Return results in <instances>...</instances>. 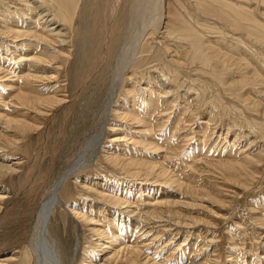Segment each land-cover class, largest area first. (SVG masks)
I'll return each mask as SVG.
<instances>
[{"label":"rangeland","instance_id":"obj_1","mask_svg":"<svg viewBox=\"0 0 264 264\" xmlns=\"http://www.w3.org/2000/svg\"><path fill=\"white\" fill-rule=\"evenodd\" d=\"M39 1L44 2L0 0V146H3L0 161L5 160L16 167L15 171L8 172L9 175L0 173V211L16 189L14 186L29 184L47 163L49 156L40 144V130L62 104L70 101L81 63L79 40L83 32H91L88 31L91 26L102 30L106 24L103 16L109 7L107 0L95 1L93 9L86 6L89 0H81L77 9L82 8L76 9L74 21L62 23L64 21L59 17L54 18L56 7L51 1H45L50 6L40 5ZM182 1L168 0L165 27L160 34L148 37L150 44L146 43L149 44L148 51L141 57L140 68L130 71L135 75L129 73L121 85L113 106L116 110L113 109L115 111L108 119L99 160L93 168L80 171L68 181V186L74 187L73 191L70 190L72 186L66 188L68 191L62 189V200L90 218L77 219L67 213V217H59L61 222L54 221L57 227L52 226L50 230H54L58 239H63L59 242L63 244L64 252L68 241L71 247L77 245L76 250L68 249L69 252L64 253L65 264H129L132 259L137 260L134 264H264V39L258 32H264V2L244 0L245 7L242 0H232L239 5H235L236 8L243 6L254 10L255 21H259L257 25L247 24L236 16L243 26L238 23L240 26L234 27L232 19L204 13L194 7L196 1ZM179 3L180 6H176ZM120 4L126 6L125 1ZM122 8H117L120 14L113 13L111 17L113 27L109 25L112 34L108 38L112 41L119 37L118 44L125 34L120 20L126 7ZM185 8H189L188 11ZM19 9L22 10L20 13ZM176 10L182 12L181 15ZM174 14L181 19L187 18V26L196 29V36L201 37L211 64L202 62L203 59L199 62L190 59L192 42L199 44V41L195 35L179 30L181 24L186 23L178 22L179 18ZM9 19L13 21L9 22ZM34 19L40 24L34 23ZM171 28L176 31L169 35L167 30ZM26 29L29 34L24 31ZM38 30H42L40 35ZM179 33L186 34V39ZM41 35L44 41H41ZM34 37L36 39L32 41ZM28 40L30 45H27ZM131 40H134L132 29H128L127 44ZM33 42H37V49ZM44 49L57 50L58 54L55 58L46 57ZM168 75L177 76L178 80L173 79L175 83L172 78L168 81ZM109 84V78L105 79L88 110L85 106L75 110L76 118L81 116L72 123L73 136L87 130L89 134L98 132L102 101ZM24 94L34 96L33 100L42 96L60 102L40 103L36 105L37 109L27 108L18 99ZM151 97L154 102L149 108ZM15 117L27 121L28 128L24 132L12 129L9 136L4 133L6 124L3 121ZM54 127L49 129L52 140L59 134L56 132L58 127ZM94 138L86 142L83 153L88 152L87 147L93 144ZM111 155L156 168L152 175L150 171L147 174L142 170L140 174H143L133 176L121 163H113ZM230 165H235L236 169ZM113 197L122 198L128 202V207L115 205L111 201ZM114 225H121L120 234H115L118 228ZM126 225L131 229L127 230ZM11 239L12 235L5 238L2 235L0 245H9L6 243ZM120 245L122 249L137 248L139 255L127 259L125 253H118ZM23 249L18 244L4 247L0 250V264H24L20 259Z\"/></svg>","mask_w":264,"mask_h":264},{"label":"bare ground","instance_id":"obj_2","mask_svg":"<svg viewBox=\"0 0 264 264\" xmlns=\"http://www.w3.org/2000/svg\"><path fill=\"white\" fill-rule=\"evenodd\" d=\"M32 0H29V2ZM48 0H44L43 3H46ZM51 1L53 4V6H55V13H54V18L55 17H59V20H62L64 22L62 23H71L73 18H74V14L76 13V9L78 7V5L80 4L79 2H81V0H49ZM84 1V0H83ZM82 1V2H83ZM87 1V0H86ZM97 1V0H89V4L86 6L91 7L92 9L93 7V3ZM103 1V0H101ZM121 1H125L126 2V6L121 5L120 3ZM176 1V0H174ZM184 1V0H183ZM182 1V2H183ZM192 1H196L194 3V7H197L200 11H203L204 13H208V14H212L217 18L218 17H222V18H230L232 19V21H234V24L236 23V25H234L232 23V25L234 27L237 26V24L239 23L236 18V16H238L239 18L243 19L244 21H246V23L250 22V23H255L257 25V23L259 21H255L256 19L254 18V15L252 13V11L247 10L246 8H244L243 6H245L244 4V0H242L243 2V6L241 7V9L236 8L235 7V2L232 0H192ZM259 3L260 2H264V0H256ZM35 2V1H34ZM81 2V4H82ZM85 2V1H84ZM108 2V10L106 11L105 16H103L104 21L106 22V24L104 25V29L102 28L99 30L93 29L92 26L88 29V31H91L89 34H86L83 32V36L80 38L79 40V45H78V51L80 52L79 54L81 55V63L79 65V68L77 69L76 72V88L75 91L72 94V97L70 98V101L68 100V102L62 104L59 107V110L57 113H55L50 119L49 121H47L48 123L45 124V126H43V128L40 130V144L44 146V148L46 149L45 152H48V156L49 159L47 160V163L45 165H43L42 169L34 176V178H32L33 180L26 185H21V186H14L16 189H14L12 191V194H10V196L8 197V201L6 202V205L4 207L3 210L0 211V241L2 240V235L3 237H8L10 235H12V239L10 242L6 243V244H18V246H22L24 249L22 250V257H20L21 262H23L24 264H65V257H64V253L69 252L68 249H72V251L75 249L76 250V246H69V241L66 244L65 243V251L64 252V246H62L63 244H61L59 242L60 239H62L61 237L58 239V237L56 235L53 234V232H51V228H53L54 226L57 227V223L56 225L54 224V221H59V217L61 216L62 218H64L65 216L67 217V213L72 214L73 216H75V218L77 217V219H86L89 220L90 218H88L86 215H84L82 212L77 211L74 207H69L65 202L62 200V197L60 195H62V189L63 190H67L66 188L71 187L72 185L68 186V181L71 180L72 177H74L77 173H79L82 170H88L93 168V166L96 164L97 160H99V156L101 154L102 150V145H103V141L106 137V127L108 126V119L111 116V113L113 111L116 110V108H113L115 101L118 100L117 96L120 92V88L121 85L124 84V80L127 77V75L129 76L130 71L134 72L137 70V68L139 67L141 61H142V56H144L143 54H145L148 51V45L150 44L147 40L148 37L159 33L162 31V29L165 27L166 24V20L168 19V13H169V7H168V0H107ZM181 2V1H180ZM189 2V0H188ZM240 2V3H242ZM28 3V2H27ZM40 3V1H39ZM43 3L40 5H43ZM48 3V2H47ZM44 4V6H50L49 4ZM50 3V2H49ZM101 5V2H99ZM178 3V2H177ZM238 3V2H237ZM95 4V3H94ZM105 4V3H104ZM104 4H103V8H104ZM120 4L121 8L122 6L125 8L124 9V15L123 18L120 20L122 22H120V26L121 29H124V37H122V40L119 42L118 44V38H113L112 41L109 40V36L112 34L111 30H110V22H111V17L113 16V13H118V10L120 8V6H118ZM125 4V3H124ZM183 6V3H181ZM186 4V3H185ZM38 5V4H37ZM192 5V4H191ZM196 5V6H195ZM218 5V6H216ZM32 6V4H31ZM85 6V7H86ZM176 6H180L176 5ZM186 6V5H185ZM188 6V5H187ZM237 6V5H236ZM239 6V5H238ZM237 6V7H238ZM27 7V5H26ZM30 7V6H29ZM34 7V6H33ZM81 7V6H80ZM184 7V6H183ZM182 7V8H183ZM246 7V6H245ZM42 8V7H41ZM44 8V7H43ZM47 8V7H46ZM51 8H53L51 6ZM50 8V9H51ZM82 8V7H81ZM81 8L77 9V10H81ZM84 8V6H83ZM101 8V7H100ZM106 8V7H105ZM119 8V9H117ZM177 8V7H176ZM181 8V7H180ZM219 10H218V9ZM23 9V8H22ZM29 9V8H28ZM87 9V8H86ZM98 9V8H97ZM123 9V8H122ZM179 9V8H178ZM189 9V8H185ZM195 9V8H194ZM196 9V10H198ZM225 9V11H224ZM249 9V8H248ZM19 9V12L20 13ZM24 10V9H23ZM31 10V9H30ZM38 10V9H36ZM42 10V9H41ZM45 10V9H44ZM49 10V8L47 9V11ZM96 10V9H95ZM103 10V9H102ZM180 10V9H179ZM184 9H181V11ZM193 10V9H192ZM225 13H223V11ZM22 11V10H21ZM43 11V10H42ZM89 11V10H88ZM94 11V10H93ZM188 11V10H186ZM184 11V12H186ZM195 11V10H194ZM221 11V12H220ZM249 11V12H248ZM15 12V11H13ZM12 12V13H13ZM26 12V11H25ZM35 12V11H34ZM53 12V10H52ZM50 12V13H52ZM78 12V11H77ZM178 12L180 11H177ZM183 12V13H184ZM189 12H191V10H189ZM196 12V11H195ZM199 12V11H198ZM251 12V13H250ZM17 13V11H16ZM33 13V11H32ZM37 13V12H35ZM49 13V12H48ZM49 13V14H50ZM182 12H180L181 15ZM187 13V12H186ZM201 13V12H200ZM28 13H26L27 15ZM34 14V13H33ZM40 14V12H39ZM77 14V13H76ZM89 14V13H88ZM98 14V13H97ZM102 14V13H101ZM123 14V13H122ZM194 14H198V13H194ZM202 14V13H201ZM29 15V14H28ZM27 15V16H28ZM179 15V14H178ZM184 15V14H183ZM189 15V14H188ZM193 15V13L191 14V16ZM200 15V14H199ZM206 15V14H204ZM256 15V14H255ZM9 16V15H8ZM12 16L14 17V15L12 14ZM11 16V18H12ZM30 16V15H29ZM38 16V15H37ZM45 16V15H44ZM52 16V15H51ZM91 16V14H90ZM93 16V15H92ZM176 16V18H179L177 15L174 14V17ZM196 16V15H194ZM211 16V15H210ZM18 17V16H17ZM35 17V16H33ZM121 17V15H120ZM173 17V18H174ZM181 17V16H180ZM185 17V16H184ZM187 17V16H186ZM201 17V16H200ZM209 17V16H208ZM10 18V17H9ZM19 18V17H18ZM48 18V17H47ZM100 18V17H99ZM114 18V17H113ZM116 18V17H115ZM114 18V19H115ZM118 18V17H117ZM175 18V19H176ZM196 18V17H195ZM202 18V17H201ZM236 18V19H234ZM8 20V18H6ZM15 19V18H14ZM22 19V18H21ZM39 19V18H38ZM75 19V18H74ZM187 19V18H186ZM185 18L181 19L179 18L178 22L181 21L186 23ZM199 19V17L197 18ZM196 19V20H197ZM219 19V18H218ZM240 19V20H241ZM260 19V18H259ZM12 19H9V22ZM37 20V19H36ZM51 20V19H49ZM47 22H50V21ZM58 20V19H57ZM57 20H55L54 22H56ZM116 20V19H115ZM189 20V19H188ZM194 20V21H196ZM201 20V19H199ZM220 20V19H219ZM16 23L18 22V20H15ZM15 21L13 23H15ZM22 21V20H21ZM29 21V20H28ZM41 21V20H40ZM39 21V22H40ZM74 21V20H73ZM118 21V19H117ZM190 21V20H189ZM192 21V20H191ZM202 21V20H201ZM200 21V22H201ZM231 21V20H230ZM34 23H36L37 25H39L37 22H35V19L33 21ZM59 22V21H58ZM61 22V21H60ZM115 21H113L114 23ZM218 22V21H217ZM21 23V22H20ZM66 23V24H67ZM93 23V22H92ZM112 23V22H111ZM230 23V22H229ZM241 26L242 27V22L240 21ZM239 23V24H240ZM245 23V22H244ZM243 23V24H244ZM246 23H245V27H246ZM247 23V24H248ZM262 23V22H261ZM8 24V23H7ZM12 24V23H11ZM18 24V23H17ZM45 24V23H44ZM51 24V23H49ZM60 24V23H59ZM100 24V23H99ZM97 24V26L99 25ZM193 24V22L191 23ZM190 24V25H191ZM195 24V23H194ZM193 24V25H194ZM202 24V23H200ZM199 24V25H200ZM231 24V23H230ZM260 24V23H259ZM263 24V23H262ZM13 25V24H12ZM11 25V27H12ZM16 25V24H14ZM46 25V24H45ZM73 25V24H70ZM95 25V24H94ZM101 25V24H100ZM99 25V26H100ZM175 25V22L174 24ZM177 25V23H176ZM180 25V23H179ZM182 26L179 27V30H185L187 32V35L190 34V36L195 35V37L198 39L199 44L198 43H193L192 42V52L190 53V59L192 61H198L199 59H203L202 62L206 63V64H211V59L210 57L205 54V50L206 48H204L203 46V42L201 40V37L199 38L198 36H196V32L194 29H192V27L187 26V23L185 25L181 24ZM189 25V24H188ZM203 25V24H202ZM229 25V24H228ZM252 26H255L253 24H249ZM261 25V24H260ZM260 25H258L260 27ZM9 26V25H7ZM18 26V25H17ZM64 26V25H63ZM96 26V25H95ZM111 26V25H110ZM196 26V25H195ZM237 26V27H238ZM264 26V24H263ZM261 26V28L263 27ZM11 27H9L8 29L11 30ZM14 27V26H13ZM20 27V26H18ZM30 27V24H29ZM53 27V26H52ZM57 27V26H55ZM65 27V26H64ZM63 27V28H64ZM72 27V26H70ZM113 27V25L111 26ZM116 27V25H115ZM198 27V26H196ZM205 27V25H204ZM245 27H243L245 29ZM252 28L251 26H247ZM21 28V27H20ZM19 28V29H20ZM23 28V27H22ZM46 28V27H45ZM44 28V29H45ZM100 28V27H99ZM118 28V27H116ZM174 28V27H173ZM176 28H178V26H176ZM175 28V29H176ZM195 28V27H194ZM213 28V27H212ZM7 29V30H8ZM13 29V28H12ZM41 29V28H40ZM48 29V28H47ZM46 29V30H47ZM60 29V28H58ZM113 29V28H112ZM128 29H132V36L134 38V40H131L130 43L127 44L126 41V35H127V30ZM198 29V28H197ZM234 29V28H233ZM240 30L242 28H239ZM237 29V30H239ZM31 30V29H30ZM50 30V29H48ZM53 30V29H51ZM172 32H171V31ZM170 30H167L169 32V35H172V33L174 34L172 28ZM235 30V29H234ZM246 30V29H245ZM250 31H253L252 29H249ZM255 30V29H254ZM258 30V29H257ZM5 31V30H4ZM20 31V30H19ZM18 31V32H19ZM23 30L21 29V32ZM26 32V30H24ZM32 31V30H31ZM39 31V30H38ZM42 31V30H41ZM39 33L40 35V32ZM62 33V30H60ZM115 31V30H114ZM118 31V30H117ZM122 31V30H121ZM119 31V33L121 32ZM179 31V32H180ZM200 33L201 30H198ZM244 31V30H243ZM256 31V30H255ZM254 31V32H255ZM7 32V31H6ZM9 32V31H8ZM14 32V31H13ZM33 32V31H32ZM31 32V34H32ZM49 32V31H48ZM47 32V33H48ZM53 32V31H52ZM166 32V30H165ZM163 32V33H165ZM171 32V34H170ZM178 32V31H177ZM182 32V31H181ZM198 32V33H199ZM236 32V31H235ZM254 32H250V34L254 33ZM257 32V31H256ZM261 32V34H259V36H261L262 39H264V32L263 31H259ZM5 33V32H4ZM17 33V32H16ZM36 33V34H37ZM42 33V32H41ZM45 33V32H44ZM59 33V34H61ZM116 33V32H115ZM114 33V34H115ZM123 33V31H122ZM199 33V34H200ZM8 34V33H7ZM6 34V35H7ZM29 34V32L27 33ZM35 34V33H33ZM32 34V35H33ZM49 34V33H48ZM56 34V33H55ZM117 34V33H116ZM182 33H179V35ZM203 34V33H202ZM256 34V33H255ZM13 35V34H12ZM23 36V34H20ZM31 35V36H32ZM38 35V34H37ZM36 35V37H37ZM63 35V34H62ZM118 35V34H117ZM116 35V36H117ZM168 35V36H169ZM178 35V34H177ZM186 34H182V37H185ZM29 36V35H28ZM56 38L57 35H55ZM114 36V35H112ZM181 36V35H180ZM202 36V35H201ZM26 37V35H25ZM30 37V36H29ZM33 37V36H32ZM42 40L43 37L42 36ZM40 37V38H41ZM47 37V36H45ZM258 37V36H257ZM6 38V37H5ZM8 38V37H7ZM51 38V37H50ZM259 38V37H258ZM36 39L35 37L32 39V41ZM49 39V38H48ZM52 39V38H51ZM50 39V40H51ZM186 39V37H185ZM47 40V39H45ZM195 40V39H194ZM261 40V39H260ZM38 41V40H35ZM40 41V42H41ZM147 41V42H146ZM150 41V38H149ZM185 41V40H184ZM192 41V40H191ZM190 41V42H191ZM39 42V41H38ZM39 42V43H40ZM188 42V41H187ZM26 43V42H25ZM37 44V42H35ZM42 43V42H41ZM46 43V42H45ZM48 43V42H47ZM51 43V42H50ZM49 43V44H50ZM149 43V44H146ZM31 41L28 40L27 41V45H30ZM36 44H33L36 47ZM164 44V43H163ZM190 44V43H189ZM25 45V44H24ZM32 46V47H34ZM49 46V45H48ZM27 47V46H26ZM40 47V46H39ZM45 47V46H44ZM47 47V46H46ZM24 48V47H23ZM34 48V49H35ZM50 48V47H49ZM153 48V47H151ZM157 48V47H156ZM166 48V47H165ZM191 48V47H190ZM35 49V50H36ZM51 49V48H50ZM116 49V50H115ZM158 49V48H157ZM167 49V48H166ZM164 49V50H166ZM208 49V48H207ZM46 50V51H45ZM55 50V49H54ZM77 51V50H76ZM44 52H46V54L49 57L51 56V58H55L56 55L58 54V51H51V50H47L44 49ZM152 52V51H151ZM166 53V52H165ZM42 55V54H41ZM79 56V55H78ZM147 56V55H146ZM166 56V55H165ZM188 56V55H187ZM43 57V56H42ZM148 57V56H147ZM167 57V56H166ZM123 58V59H122ZM144 58V57H143ZM164 58V57H163ZM43 59V58H42ZM153 59V58H152ZM169 59V58H168ZM79 60V58H78ZM146 60V59H145ZM166 60V59H165ZM172 60V59H171ZM163 61V59H162ZM191 61V63H192ZM193 62V63H194ZM201 62V63H202ZM79 63V62H78ZM172 64V63H171ZM177 64V63H175ZM174 64V65H175ZM214 64V63H213ZM78 65V64H77ZM167 65V64H166ZM173 66V65H172ZM165 67V66H164ZM170 67V66H169ZM140 68V67H139ZM142 68V67H141ZM167 69V68H166ZM172 69V68H171ZM30 70V69H29ZM33 70V69H32ZM176 71V70H175ZM38 72V70H37ZM132 72L130 74H132ZM170 72V71H168ZM35 73V72H34ZM163 73V72H162ZM32 74V73H31ZM40 74V73H38ZM176 74V73H175ZM179 74V73H178ZM34 75V74H33ZM135 75V73L132 74V76ZM137 75V74H136ZM167 75V74H166ZM172 75V74H171ZM168 75V78L166 80H171L172 76ZM177 75V74H176ZM26 76V75H25ZM29 76V74H28ZM131 76V77H132ZM38 77V76H37ZM136 77V76H135ZM134 77V78H135ZM167 77V76H166ZM177 77V76H176ZM175 77V78H176ZM109 78V87H107L108 89L105 96L103 97V101L104 104L102 106V113H101V117H100V121H99V129L97 133L92 134V132L89 134L88 131H84L81 133H77V135L75 134V136H73L74 132L72 133L71 127H72V123L76 118V113L75 110L78 108H83V106H85V109L88 110V107L91 105L92 103V99H94L95 93L97 92V90L99 89L100 85L104 83L105 79ZM175 78H172L175 79ZM220 78V77H219ZM30 79V78H29ZM36 79V78H35ZM40 78L38 77V80ZM177 79V78H176ZM175 79V80H176ZM127 80V79H126ZM125 80V81H126ZM168 80V81H169ZM171 80V81H172ZM178 80V79H177ZM214 81V80H213ZM174 82V80H173ZM178 82V81H176ZM108 83V82H107ZM170 83V82H169ZM175 83V82H174ZM75 84V85H76ZM157 84V82H156ZM155 84V85H156ZM168 85V84H167ZM104 87V85H102ZM101 86V88H102ZM123 87V86H122ZM126 87V86H125ZM158 87V86H157ZM167 87V86H166ZM156 88V87H155ZM162 88V87H161ZM74 89V88H73ZM160 89V88H159ZM166 89V88H165ZM164 90V89H163ZM103 91V90H102ZM165 91V90H164ZM132 92V91H131ZM170 92V91H169ZM24 93V92H23ZM100 93V92H99ZM133 93V92H132ZM164 94V92H162ZM97 94V93H96ZM160 94V93H159ZM99 95V94H98ZM100 95H102V93H100ZM99 95V96H100ZM31 96V95H30ZM30 96L27 95H22V96H18V99L20 101V104L24 105L27 108H33V109H37L36 105L38 104H43V103H55L58 102L59 100L56 98H49V97H44L46 99H44L42 96L39 97L37 100H33L34 96L31 98ZM57 96V95H55ZM156 97V96H155ZM154 97V98H155ZM37 98V97H35ZM43 98V99H40ZM117 98V100H116ZM40 99V100H39ZM159 99V96L158 98ZM156 99V100H157ZM65 100V99H64ZM149 108L152 106L153 101V97L149 98ZM155 100V99H154ZM4 101V100H3ZM63 101V100H62ZM60 102V101H59ZM19 104V103H18ZM148 108V107H147ZM77 109V110H78ZM115 109V110H113ZM79 114V113H78ZM79 117L81 116L80 114L78 115ZM77 117V118H79ZM76 118V119H77ZM82 118V117H81ZM137 119V118H135ZM83 120V119H82ZM138 120V119H137ZM210 120V119H209ZM141 121V120H140ZM4 124H6V130L4 131L5 134L9 135L10 131L12 129L14 130H19L21 132L27 131V121L25 120H21L19 118H6L5 121H3ZM78 122V120H77ZM80 122V119H79ZM78 122V123H79ZM142 122V121H141ZM79 125V124H78ZM77 125V126H78ZM86 125V124H85ZM91 125V124H90ZM51 126H55L58 127L57 131L59 134H57V138H55L52 140L49 136H51V134L49 135V129ZM76 126V127H77ZM88 126V125H87ZM86 126V127H87ZM54 127V129H55ZM83 127V125H82ZM84 127V128H86ZM88 128V127H87ZM59 129V131H58ZM53 131V130H52ZM55 131V130H54ZM80 131H82L80 129ZM79 131V132H80ZM51 132V131H50ZM88 133V134H87ZM55 134V133H54ZM92 134V135H91ZM10 136V135H9ZM95 137V138H94ZM12 138V137H11ZM53 138V137H52ZM91 138H94L93 140V144L90 147H87V153H83L82 150L83 148L86 146V142L88 140H90ZM12 141V140H11ZM15 141V140H14ZM63 143L65 145H63ZM151 144V142H150ZM154 144V143H153ZM3 147V146H2ZM0 146V148H2ZM156 147V146H155ZM38 150V149H37ZM43 151V149H42ZM82 152V153H81ZM42 154V153H41ZM43 155H45L43 153ZM112 157L110 158L113 163L115 164H120L121 166L127 170L128 172H130L133 176H139L140 172L142 170H145V172L150 171L151 175L152 173H154L155 170V166L154 165H144L141 164L140 162H136V161H131V160H125L122 157L118 158V156L114 157L115 155H111ZM43 157V156H42ZM110 157V156H109ZM46 158H44L45 160ZM43 160V159H42ZM107 160H109L107 158ZM45 162V161H44ZM111 162V161H110ZM232 163V162H231ZM230 163V164H231ZM44 164V163H43ZM231 166V165H230ZM50 167V169H48ZM41 168V167H40ZM230 168V167H229ZM231 168L236 169L235 165H232ZM18 169V168H17ZM16 170L15 165H8L6 163L5 160H1L0 161V173H8V172H13ZM19 172V171H18ZM15 173V172H14ZM149 172H147L148 174ZM129 174V173H128ZM130 174V175H131ZM143 174V172L141 173ZM140 174V175H141ZM9 175V173H8ZM16 175V174H15ZM19 175V174H18ZM14 176V175H13ZM17 176V175H16ZM77 176V175H76ZM146 176V175H145ZM26 177V176H25ZM141 177V176H140ZM148 177V176H147ZM29 178V179H31ZM145 178V177H144ZM20 179V178H19ZM149 179V178H148ZM26 182V181H25ZM73 182V181H72ZM71 183V182H70ZM13 184V183H12ZM72 184V183H71ZM67 185V186H66ZM73 187V186H72ZM74 189L70 188V190ZM68 191V190H67ZM73 191V190H72ZM70 192V191H69ZM81 194V193H80ZM84 194V193H83ZM69 195V194H67ZM66 196V194H65ZM116 196V195H115ZM109 197V196H108ZM107 197V198H108ZM67 198V197H66ZM89 198V197H88ZM111 201H114L117 205H121L126 203L128 204V202H124L125 200H122V198H115L113 197V199ZM110 201V202H111ZM131 202H129L130 204ZM124 206V205H123ZM127 206V205H126ZM58 207H60V209H58ZM128 207V206H127ZM1 209V208H0ZM62 209V210H61ZM64 209V211H63ZM133 211V210H132ZM174 211V210H173ZM176 212V211H175ZM163 215V214H162ZM153 217V216H152ZM159 217V216H157ZM94 219V218H93ZM127 220V219H126ZM124 220V221H126ZM93 221V220H92ZM97 221V220H96ZM61 222V220L59 221ZM66 222V221H65ZM85 222V221H84ZM67 223V222H66ZM92 223V222H91ZM128 223V222H127ZM133 223V222H132ZM62 224V223H61ZM60 224V226H62ZM136 224V223H135ZM53 226V227H52ZM118 228V231H115V234H120V229H121V225H114ZM127 226V225H126ZM63 227V226H62ZM116 228V229H117ZM135 228V227H134ZM58 229V228H56ZM127 230L131 229V226H127L126 227ZM136 229V228H135ZM122 230V229H121ZM138 230V229H137ZM136 230V231H137ZM57 231V230H55ZM68 231V230H67ZM135 231V230H134ZM58 232V231H57ZM60 232V231H59ZM58 232V233H59ZM66 232V231H64ZM63 233V232H62ZM56 234V233H55ZM60 234V233H59ZM58 234V235H59ZM15 235V236H14ZM63 237V234H60ZM66 237V236H65ZM10 238V237H9ZM64 238V237H63ZM8 239V238H7ZM65 240H69L67 237L64 238ZM107 239V238H106ZM63 240V239H62ZM67 242V241H64ZM122 243V241H121ZM126 243V242H125ZM1 244V243H0ZM9 245H0V250L3 251L4 247H8ZM127 245V244H126ZM125 245V246H126ZM128 246V245H127ZM137 246V245H136ZM123 247V246H122ZM121 245L120 248L121 250L118 253H125L126 257L128 259V257L130 256H137L139 255L138 253V249H133L132 247H127L122 249ZM22 249V248H21ZM68 250V251H67ZM70 254V253H69ZM2 255V253H1ZM15 255V254H14ZM119 255V254H118ZM21 256V255H20ZM125 256V255H124ZM10 257H12V254L10 255ZM16 257V256H14ZM68 257V256H67ZM7 258V257H6ZM119 258V257H118ZM134 258V257H133ZM117 259V258H116ZM115 259V260H116ZM136 260V258H134ZM8 260V258H7ZM10 260V258H9ZM13 260V258L11 259ZM137 261V260H136ZM136 261H134L132 259V262L129 264H134ZM2 263V262H1ZM4 263V262H3ZM89 263V262H88ZM121 263V262H120ZM128 263V262H127ZM22 264V263H21ZM71 264V263H70Z\"/></svg>","mask_w":264,"mask_h":264}]
</instances>
